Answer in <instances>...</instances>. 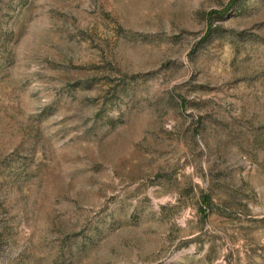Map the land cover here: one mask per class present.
Segmentation results:
<instances>
[{
	"label": "rangeland",
	"instance_id": "obj_1",
	"mask_svg": "<svg viewBox=\"0 0 264 264\" xmlns=\"http://www.w3.org/2000/svg\"><path fill=\"white\" fill-rule=\"evenodd\" d=\"M0 264H264V0H0Z\"/></svg>",
	"mask_w": 264,
	"mask_h": 264
}]
</instances>
